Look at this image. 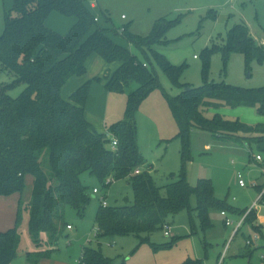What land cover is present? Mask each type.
Listing matches in <instances>:
<instances>
[{"label":"trees","instance_id":"trees-1","mask_svg":"<svg viewBox=\"0 0 264 264\" xmlns=\"http://www.w3.org/2000/svg\"><path fill=\"white\" fill-rule=\"evenodd\" d=\"M53 13L73 19L74 24L65 35L47 27L46 21ZM103 20L105 25L111 22L106 16ZM175 23L160 19L151 33L142 38L129 32L127 27L117 30L101 25L100 19L79 0H12L0 35V71L14 77L10 84L0 86V197L18 195L20 199L14 226L0 232V264H11L18 257L23 214L27 216L28 237L39 249L26 253V263L39 264L50 258L64 227L69 226L64 222L65 208H71L82 219L91 201L80 179L85 173L95 177L107 190L114 182L125 180L132 189L133 202L119 207L99 206L94 216L98 246L82 248L79 264H114V260L101 253V239L132 236L139 240L140 246L149 243L153 233L163 230L170 217L183 211L187 212L191 223L192 212H195L203 230L209 227L210 208L225 213L232 211L234 207L226 200L215 197L209 179H199L194 187L188 183L186 164L190 161V134L199 130L217 138L240 140L242 137L238 135L264 133L262 125L250 127L239 121H227L218 113L211 117L206 115L210 109L223 107L256 108L264 115V87L243 89L208 83L205 79L201 87H182L177 96L164 93L178 128L181 168L178 174L169 175L172 181L162 188L156 185L150 173L152 165L146 162L138 147L136 114L149 94L160 88V83L149 58L139 59L117 45L113 38L121 35L142 55L150 52L170 82L180 86L178 80L183 67L171 65L154 49L167 44L166 31ZM214 52H220L224 64L232 53L242 54L247 63L264 61L263 46L255 42L242 24L229 30L222 48L213 44L204 50V73ZM92 55L118 67L106 70L101 78L86 81L68 100H63L62 88L70 78L85 75V64ZM92 82L103 83L108 93H124L134 87L127 95L123 120L112 123L107 133L97 132L85 117ZM19 84H24L25 89L18 97L11 98L7 92ZM108 134L117 140L116 149L111 148ZM27 177L32 178V186L28 201L23 202L21 196ZM161 189L165 191L164 196ZM192 197L195 198L194 208L190 206ZM263 198L264 193L259 201ZM253 210L247 213L243 225H250L247 219ZM44 245L47 249L43 251Z\"/></svg>","mask_w":264,"mask_h":264},{"label":"rangeland","instance_id":"rangeland-1","mask_svg":"<svg viewBox=\"0 0 264 264\" xmlns=\"http://www.w3.org/2000/svg\"><path fill=\"white\" fill-rule=\"evenodd\" d=\"M79 1L93 16L100 19L101 25L117 30L127 27L129 32L142 38L151 33L158 20L176 21L166 31L167 44L155 46L154 49L171 65L183 67L178 80L180 86L170 82L150 52L146 51V54L142 55L131 48L121 35L113 38L117 45L125 47L139 59H143V56L149 58L150 67L154 69L160 83V88L152 91L139 108L138 114L142 113V117L138 123V144L144 159L152 165L153 170L150 173L156 185L162 188L172 181L169 175L178 174L181 168L178 128L164 99V93L177 96L182 87H201L205 79L208 83H224L243 89L264 87V61L259 63L252 60L247 63L240 53H232L224 64L220 52H214L209 58L206 73L203 70L204 50L210 49L213 44L222 48L227 42L229 30L235 25H244L255 42L264 48V0ZM11 8L12 0H0V35L4 30L5 12ZM11 15L15 16L13 13ZM103 16L111 22L105 25ZM61 19L63 23L73 22V19ZM46 24L58 28L51 24V18ZM93 67L96 70V66ZM113 68L114 64H111L107 70ZM103 70L101 68L99 72L104 75ZM88 73H91L90 68ZM13 80L11 74L0 71V86L10 84ZM24 89L25 85L19 84L7 94L16 98ZM131 90L107 94L110 100L107 103L108 115L100 121L102 133H107L112 123L123 120L127 95ZM70 92L71 86L64 88V91L61 90V98L68 100ZM94 99L95 102L98 100L96 93ZM90 110L92 111V108ZM214 113L220 114L227 121H239L250 127L264 126V115H260L256 108L223 107L218 110L210 109L206 115L211 117ZM238 136L242 138L224 139L208 132L193 130L190 134V161L186 164L188 183L194 187L199 179H209L215 197L226 200L229 206L234 207L232 211L223 209L229 211L226 213L227 218L234 223L238 222L240 217L246 216L253 206H257L251 212L247 223L260 230L261 236L250 225L244 224L234 237V228L224 226L221 209L212 207L208 210L209 227L205 230L202 229L195 212H192L191 223L187 212L183 211L168 219L169 223L166 225L171 229L168 237L164 235L163 228L150 236L149 243L140 246L139 240L132 236L113 240L101 239V253L114 260V264H183L186 261L197 264H263L261 257H264V198L261 201L258 199L259 195L264 193V133ZM257 156L260 161L254 160ZM238 176L244 187H240ZM80 179L87 188L91 201L82 219L71 208H65L64 222L71 230L64 227L57 249L44 261L46 264H79L82 248L98 246L94 216L103 198L108 206L119 207L133 202L132 189L125 180L114 182L107 190L101 187L95 177L87 173L82 174ZM93 189H97L99 194L94 195ZM161 194L165 195L163 189ZM25 195L26 189L21 196L23 202ZM190 206L195 207L194 197L190 200ZM4 209L0 204V212ZM243 209L248 210L241 214L239 211ZM3 226L0 222V231L3 232L12 228L2 230ZM26 226L27 216L23 214L19 227L22 233L21 248L18 257L11 264H26V253L39 250L31 243ZM172 242L174 243L171 246H165ZM247 242L250 244L247 245ZM46 249L44 245L42 250Z\"/></svg>","mask_w":264,"mask_h":264},{"label":"crops","instance_id":"crops-1","mask_svg":"<svg viewBox=\"0 0 264 264\" xmlns=\"http://www.w3.org/2000/svg\"><path fill=\"white\" fill-rule=\"evenodd\" d=\"M231 1H235V0H231ZM50 18H51V24L54 27L58 26V28L55 29V28H52L50 26H47V27H49L50 29H52L53 31H55L56 33H58L60 35H65L74 24V21L73 22L69 21V23H63L64 21H62V19H61L62 17H59V16H57V14H54V13L49 16L46 23L48 22V20ZM64 26H65V28H63ZM93 65L96 66V70L93 67ZM110 65L111 64H105L102 61V59L99 58L98 56L92 55L91 57H89V59L87 60V62L85 64V67H86L85 75L80 76V77L70 78L69 81L62 88V90L64 91V88H68V86H71V92L70 93L72 94L76 89H78L86 81L92 80L95 78H101L103 73L102 72L100 73L99 70H101V68H103L106 71ZM117 67H118V64H114L113 70H115ZM89 68L91 69V73H88ZM96 71H98V72H96ZM97 73H99L98 76H97ZM95 93L98 96V100L96 102L94 99ZM107 94H110V93H108L105 90L103 83L100 84L98 82H92L90 90H89V95H88L86 107H85V117H86L87 121H89L92 124V126L94 127V129L99 133H102L100 121L103 117H106V115H108L107 103L109 102L110 98H108L109 95H107ZM89 107H90V109L92 108V111L90 109H88ZM140 117H142V113L138 114V112H137V114H136L137 143L139 142L138 141V131H139L138 123H139ZM138 147H139V144H138ZM31 186H32V178L27 177L26 178V187H25L26 195L23 198L25 202H27L29 199ZM19 199H20V197L18 195H13V196H9V197H0V204L3 207H5L3 212H0V222L2 225H4L2 227V230L14 226ZM256 207L257 206H253L252 208L256 209ZM257 219L259 220L258 215H257ZM0 232H3V231H0ZM44 261H47V259L42 260L39 264H46ZM25 263H26V260H25Z\"/></svg>","mask_w":264,"mask_h":264},{"label":"built area","instance_id":"built-area-1","mask_svg":"<svg viewBox=\"0 0 264 264\" xmlns=\"http://www.w3.org/2000/svg\"><path fill=\"white\" fill-rule=\"evenodd\" d=\"M122 18H124V17H122ZM107 137H109L110 139H111V148L112 149H116L117 148V140L113 137V136H110L109 134L107 135ZM255 161H260V157L259 156H257V157H255ZM238 178H239V185H240V187H244V183L242 182V180L240 179V176H238ZM92 193L94 194V195H97V194H99V191L97 190V189H93L92 190ZM261 197V195H259V198ZM258 201H259V199H258ZM255 205V204H254ZM101 206L102 207H106L107 206V202H106V200L103 198L102 199V201H101ZM252 209V208H251ZM251 209H249V211L251 210ZM221 216L224 218V226L225 227H233L234 229H233V234L235 235L236 233H238L239 232V230H240V228L243 226V223H244V218H245V216L244 217H240L239 218V221L238 222H236V223H234V222H232V221H230L228 218H227V215H226V213L225 212H221ZM164 235L165 236H169L170 235V231H171V229L168 227V225H165L164 226ZM67 230H71V227H67ZM96 234H97V231H95V236H96ZM254 241L256 240V238H254L253 239ZM252 240H250V242H251ZM247 245H249L250 243L249 242H247L246 243ZM261 261L263 262V264H264V257H261Z\"/></svg>","mask_w":264,"mask_h":264}]
</instances>
